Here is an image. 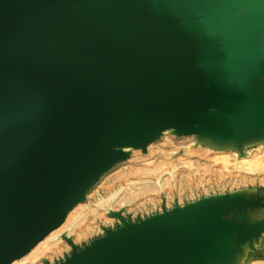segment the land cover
<instances>
[{"label": "water", "instance_id": "95a60500", "mask_svg": "<svg viewBox=\"0 0 264 264\" xmlns=\"http://www.w3.org/2000/svg\"><path fill=\"white\" fill-rule=\"evenodd\" d=\"M264 0H0V264L164 130L264 128ZM225 199L123 223L58 264H213L259 240Z\"/></svg>", "mask_w": 264, "mask_h": 264}, {"label": "rangeland", "instance_id": "374dc122", "mask_svg": "<svg viewBox=\"0 0 264 264\" xmlns=\"http://www.w3.org/2000/svg\"><path fill=\"white\" fill-rule=\"evenodd\" d=\"M125 150L128 157L91 186L64 223L12 264H58L124 219H147L205 199L260 203L231 216H249L256 221L245 220L252 230L264 222V128L238 135L208 128L191 134L167 130L146 150Z\"/></svg>", "mask_w": 264, "mask_h": 264}, {"label": "crops", "instance_id": "0c3cea01", "mask_svg": "<svg viewBox=\"0 0 264 264\" xmlns=\"http://www.w3.org/2000/svg\"><path fill=\"white\" fill-rule=\"evenodd\" d=\"M260 57L264 59V52ZM213 264H264V238L239 247L230 235H225Z\"/></svg>", "mask_w": 264, "mask_h": 264}, {"label": "bare ground", "instance_id": "6f19581e", "mask_svg": "<svg viewBox=\"0 0 264 264\" xmlns=\"http://www.w3.org/2000/svg\"><path fill=\"white\" fill-rule=\"evenodd\" d=\"M196 127H202V128H205L204 126H202V125H200V124L197 125ZM259 128L262 129L263 127L260 126ZM167 130H175L176 133H180V134H181V132L178 131V130H176V129H167ZM167 130H164V131H167ZM164 131H163V132H164ZM163 132H162V133H163ZM151 143H152V142H151ZM151 143H150V144H151ZM150 144H149V145H150ZM149 145H148V146H149ZM148 146H147V147H148ZM126 148H132V147H125V148H123V151L127 152V151L125 150ZM133 149H138V148H133ZM142 150H143V149H142ZM127 153H128V152H127ZM119 162H120V161H119ZM119 162H118V163H119ZM201 201H209V199H205V200H201ZM80 202H81V201H80ZM80 202H79V203H80ZM79 203H77V204H79ZM77 204H76V205H77ZM76 205H75V206H76ZM75 206H74V207H75ZM74 207H73V208H74ZM73 208H72V209H73ZM183 208H184V207H183ZM72 209H71V210H72ZM71 210L69 211V213L71 212ZM171 211H173V210H171ZM171 211H167V212H171ZM69 213H68V214H69ZM68 214H67V216H68ZM163 214H164V213H162V214H158V216L163 215ZM67 216H66V218H67ZM152 217H154V216H152ZM152 217H150V218H152ZM66 218H65V220H66ZM147 219H148V218H147ZM65 220H64V221H65ZM63 223H64V222H63ZM63 223H62V224H63ZM62 224H61V225H62ZM61 225H60V226H61ZM60 226H59V227H60ZM57 228H58V227H57ZM57 228H56V229H57ZM54 230H55V229H54ZM52 231H53V230H52ZM52 231H51V232H52ZM51 232H50V233H51ZM50 233H49V234H50ZM49 234H48V235H49ZM48 235H47V236H48ZM43 239H44V238H43ZM43 239H42V240H43ZM42 240H41V241H42ZM41 241H40V242H41ZM43 245H44V244H43ZM43 245H42V246H43ZM36 246H37V245H36ZM38 246H39V245H38ZM42 246H41V247H42ZM33 248H34V247H33ZM33 248H32V249H33ZM46 248H47V246H46ZM46 248H45V249H46ZM32 249H31V250H32ZM37 249H38V247H37ZM37 249H36V251H37ZM31 250H30V251H31ZM34 250H35V249H34ZM30 251H29V252H30ZM29 252H28V253H29ZM40 252H41V251H40ZM28 253H27V254H28ZM34 253H35V252H34ZM36 253H37V252H36ZM27 254H26V255H27ZM31 254H32V253H31ZM24 256H25V255H24ZM24 256H23V257H24ZM33 256H34V255H33ZM36 257H37V256H36ZM21 258H22V257H21ZM19 259H20V258H19ZM17 260H18V259H17ZM15 261H16V260H15ZM12 263H13V262H12Z\"/></svg>", "mask_w": 264, "mask_h": 264}]
</instances>
